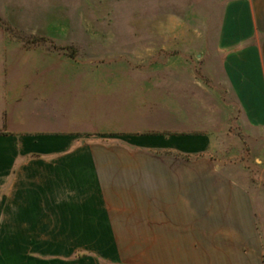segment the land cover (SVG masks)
<instances>
[{"label":"crops","instance_id":"0c3cea01","mask_svg":"<svg viewBox=\"0 0 264 264\" xmlns=\"http://www.w3.org/2000/svg\"><path fill=\"white\" fill-rule=\"evenodd\" d=\"M215 50L0 61L4 264H264L221 149L232 124L264 158V0L227 4Z\"/></svg>","mask_w":264,"mask_h":264},{"label":"rangeland","instance_id":"374dc122","mask_svg":"<svg viewBox=\"0 0 264 264\" xmlns=\"http://www.w3.org/2000/svg\"><path fill=\"white\" fill-rule=\"evenodd\" d=\"M230 1L0 0V61L6 66L9 59H219L215 45ZM223 132V165H233L234 176L248 186L264 262L261 138L247 139L244 128L232 124ZM126 242L132 247L133 241ZM5 260L0 257V263ZM121 260L149 264V256L128 252Z\"/></svg>","mask_w":264,"mask_h":264},{"label":"trees","instance_id":"16d2710c","mask_svg":"<svg viewBox=\"0 0 264 264\" xmlns=\"http://www.w3.org/2000/svg\"><path fill=\"white\" fill-rule=\"evenodd\" d=\"M76 257H80V254H77Z\"/></svg>","mask_w":264,"mask_h":264}]
</instances>
